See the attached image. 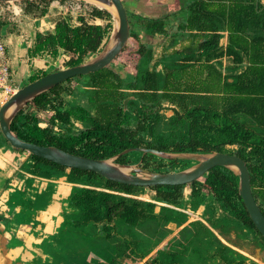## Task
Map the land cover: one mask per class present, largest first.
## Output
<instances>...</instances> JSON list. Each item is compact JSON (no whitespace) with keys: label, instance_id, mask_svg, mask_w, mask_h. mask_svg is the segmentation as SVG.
Returning <instances> with one entry per match:
<instances>
[{"label":"trees","instance_id":"1","mask_svg":"<svg viewBox=\"0 0 264 264\" xmlns=\"http://www.w3.org/2000/svg\"><path fill=\"white\" fill-rule=\"evenodd\" d=\"M53 1L66 5L70 0L0 2V31L17 17L15 3L23 5L22 13L42 18ZM179 1L182 11L165 18H142L127 10L131 33L120 56H132L135 74L122 77L107 67L71 78L28 104L15 118L12 132L26 142L92 159H108L129 148L234 154L246 161L253 194L264 213V6L260 0ZM78 2L84 7L77 17L67 12L56 20L53 32L37 34L31 56L48 54L57 60L64 52L66 67H72L103 50L113 31L111 13ZM174 17L182 21L180 30L190 34L191 43L182 51L155 59L153 48L141 43L135 22L149 36H167L166 20ZM96 20L106 24H96ZM226 32L229 42L224 46ZM225 59L233 66L225 69ZM45 75H35L31 82ZM73 83L82 87L79 92L87 97L86 104L64 103V94L78 92L70 86ZM165 105L174 113L169 119L162 114ZM46 112L52 116L43 124ZM134 155L141 156L143 168L156 172L180 171L194 163L137 151L118 162L137 164L129 160ZM29 157L31 174L67 176L70 183L83 185L72 190L70 206L75 212L66 216L64 228L54 238L57 246L46 247L53 259L46 264H91L90 255L97 257L96 264H119L125 258L139 263L171 236L168 224L181 227L188 221L187 214L175 208L124 195L140 196L147 188ZM151 158L157 159L156 169L149 167ZM238 185L239 178L219 166L189 185L149 188L155 193L154 200L177 208L190 203L195 210L206 204L209 226L199 220L190 222L145 264H246L248 258L213 231L246 230L243 237L254 235L264 248V237L252 222ZM187 188L191 190L188 200Z\"/></svg>","mask_w":264,"mask_h":264},{"label":"crops","instance_id":"2","mask_svg":"<svg viewBox=\"0 0 264 264\" xmlns=\"http://www.w3.org/2000/svg\"><path fill=\"white\" fill-rule=\"evenodd\" d=\"M158 1L123 0L124 5L128 2L129 10L126 9L129 12L142 18H165L171 14H178L181 10L179 0ZM260 1L264 6V0ZM64 7L60 1H53L48 14L42 18L18 11L17 17L1 28V37L6 45V57L10 65V84L15 88L25 86L34 74L39 75L37 73L44 72L43 69L53 65L50 55L32 57L31 50L35 46L37 34L46 35L54 31L56 20L67 14ZM132 7L139 8L142 12H137L135 9L132 12ZM145 11H158L160 14L145 15L143 14ZM166 21L169 22L170 33L167 36L160 34L149 36L142 30L141 24L135 22V31L139 33L141 43L153 48L155 59L182 51L191 43L190 34L180 30L179 26L182 24L180 18L174 17L173 20ZM228 42L226 32L221 44L225 46ZM223 64L225 69L233 66L232 61L227 59L223 61ZM246 67L247 64L239 72L245 70ZM161 68L162 65L158 69ZM46 73L50 72L47 70ZM130 73L134 74L135 71ZM5 100L4 90L0 83V107ZM29 156L28 152H21L11 147L0 130V264H46L50 261L51 258L46 252V243L49 245L51 239L58 234L64 222L63 213L67 206L66 200L75 186L68 181L67 177H53L49 180L31 174ZM52 183L55 185L52 195L48 194L46 197L42 195L43 197L37 199L38 195L48 191ZM190 192L191 190L186 189L185 197L190 195ZM154 194V192H146L141 198L151 200ZM201 216H192L190 220L191 222L201 220L207 224ZM169 228L172 236H176L184 226L177 227L176 224H172ZM213 231L224 244L247 257L246 264H264V248L254 235L247 234L248 237L244 238L246 230L236 232L219 228ZM254 241H256L255 246L251 244ZM44 243L45 247H43ZM164 245L166 242L162 247ZM145 260L141 264H144ZM122 261L119 264H134L129 260L123 259Z\"/></svg>","mask_w":264,"mask_h":264},{"label":"water","instance_id":"3","mask_svg":"<svg viewBox=\"0 0 264 264\" xmlns=\"http://www.w3.org/2000/svg\"><path fill=\"white\" fill-rule=\"evenodd\" d=\"M22 0H0L15 2ZM93 3L100 9L111 13L116 21L109 41L103 50L92 60L72 67H65L29 82L7 98L0 107V130L11 147L39 156L70 169H81L95 172L109 181L136 187L151 188L159 185H189L203 179L213 168L225 167L239 178V194L249 216L259 233L264 237V213L255 199L252 190L251 173L244 159L234 154L222 152L210 153H175L151 148H129L108 159H92L76 155L55 146H41L26 142L12 132V124L18 114L40 95L67 80L86 76L111 66L122 54L128 44L131 26L123 0H81ZM129 99L125 100V109ZM151 154L165 160L195 162L193 165L175 172H156L138 164H122L118 159L131 152Z\"/></svg>","mask_w":264,"mask_h":264},{"label":"flooded vegetation","instance_id":"4","mask_svg":"<svg viewBox=\"0 0 264 264\" xmlns=\"http://www.w3.org/2000/svg\"><path fill=\"white\" fill-rule=\"evenodd\" d=\"M74 5H77L78 7H79V11H82V8L84 7V5H82L81 3H79V2H77V1H69L66 5H64L65 7V10H66V13L68 12H73V15L75 16V17H77V13H78V11L77 12H74L73 11V7H74ZM127 10V9H126ZM82 15H85V13L83 12L82 13ZM95 22V21H94ZM48 34V33H47ZM32 57H34V56H32ZM37 57V56H36ZM65 57V60L67 61L68 60V57L64 54V52H61V54H60V56L57 58V60H54L52 57V60H53V63H57V61H59V60H62L63 58ZM52 66H50L49 68H51ZM110 67V66H109ZM41 71V70H40ZM43 71L44 72H40V73H37V74H39V75H41V74H43V73H45V74H47L46 73V71H47V69H43ZM133 71H135L134 69H133ZM136 72V71H135ZM127 74H129V73H127ZM131 74V73H130ZM135 74V73H134ZM36 74H34L32 77H31V80H32V78L35 76ZM31 82V81H30ZM165 117H168L167 115H164ZM141 162V167H142V160L140 161ZM139 162V163H140ZM195 163V162H194ZM194 163H192V165L194 164ZM69 170H70V168H69ZM69 170H67V174L69 173L68 171ZM35 176H37V175H35ZM38 177H40V176H38ZM63 177H67V176H63ZM42 178H46V179H49V180H52L51 178H47V177H42ZM68 179V178H67ZM73 184H75V183H73ZM55 185H54V183H52V184H50V186L48 187V191H46V192H43L41 195H38L37 197V199H40L41 197H43L42 195H44V197H46L48 194L49 195H52V191H53V187H54ZM75 186H79V187H83V185H80V184H75ZM75 186H73V188L75 187ZM98 189H100V188H98ZM73 190V189H72ZM101 190H105V191H109V190H106V189H101ZM146 192H154V191H152V190H150L149 188H147L146 190H145V192L142 194V195H140V196H131V195H127V194H124L125 196H128V197H135V198H137V199H140V200H143V201H148V202H154V203H156L158 206H164V205H166V206H168V207H171V208H175V209H177L178 211H181V212H183V213H185V214H187V217H188V221L184 224V225H182V226H186L187 224H189L190 222H191V217L192 216H200V215H202L201 217L203 218V220H205V222H206V218H207V214H206V210H207V205L206 204H203V205H200L198 208H196L195 210H193L192 208H191V205H190V203H188L187 204V206L183 209V208H177V207H174V206H171V205H167V204H165V203H162V202H158V201H156V200H154V198H155V194H154V198H152L151 200H147L146 198L145 199H143V198H141L142 196L144 197V195L146 194ZM71 194H72V192H71ZM71 194H70V196H69V198L66 200V203H67V206H66V208H64V213H63V216H64V222L62 223V225H61V227H60V230H59V232H58V234L60 233V231H61V229L62 228H64V225H65V220H66V216L68 215V214H72V213H74L75 211L72 209V207L70 206V197H71ZM188 196V198H186ZM186 197H185V199L186 200H188L189 199V196L190 195H187ZM39 204V203H38ZM38 206V205H37ZM159 210V208H157V211ZM200 213H202V214H200ZM195 221H198V220H195ZM199 221H201V220H199ZM193 222V221H192ZM203 222V221H202ZM174 225L175 223H170V224H168L167 226H166V228L167 229H169V230H171L169 227H170V225ZM206 225H208L209 226V224L207 223ZM178 227V226H177ZM58 234H56L52 239H51V243H49V245L46 243V245L47 246H49V247H53V248H55L56 246H57V244H56V242H54V238L56 237V236H58ZM173 237H175V236H172V234H171V236L170 237H168L167 239H166V241H164L159 247H157L150 255H148L146 258H147V260L155 253V252H157L158 250H160V249H163V247L165 246H163L162 247V245L166 242V244L168 243V241L171 239V238H173ZM252 245H254L255 246V244H256V241H254V243H251ZM43 247H45V243L43 244ZM49 256H50V261H47V262H52L53 261V259H52V256L49 254ZM149 257V258H148ZM145 258V259H146ZM95 259H97V257L95 256V255H90V257H89V262L91 263V264H96V262H94L93 260H95ZM144 259V260H145ZM125 260H129V259H126L125 258ZM144 260H142L141 262H139V263H134V264H141ZM147 260H145V262H144V264L146 263V261ZM129 261H131V260H129ZM121 262H123V261H121ZM133 262V261H132Z\"/></svg>","mask_w":264,"mask_h":264},{"label":"rangeland","instance_id":"5","mask_svg":"<svg viewBox=\"0 0 264 264\" xmlns=\"http://www.w3.org/2000/svg\"><path fill=\"white\" fill-rule=\"evenodd\" d=\"M126 1H128V0H126ZM147 1H150V0H147ZM152 1H155V2H159L158 0H152ZM62 4L64 3V2H61ZM128 2H126L125 3V7L126 8H128V10H129V6H128V4H127ZM23 5L21 4H19V3H15V11H16V13L18 14V11L21 9V7H22ZM87 6H88V9H91L93 6H96L95 4H93V3H87ZM5 8H8V6L7 7H5ZM100 8V7H99ZM131 9V8H130ZM133 9H135L137 12L139 11L140 13L142 12V11H140L139 10V8H135V7H132V12H134L135 10H133ZM180 11H182V10H180ZM22 14V13H21ZM143 14H145V15H148V14H157V15H159L160 14V12H158V11H155V12H144ZM9 15H11V13H9ZM75 17V16H74ZM89 18V17H88ZM95 23L96 24H106V22H101V21H98V20H96L95 21ZM115 23H116V21L114 20V18H113V25H115ZM130 47L132 46V45H129ZM98 55V54H97ZM97 55H94V56H90L89 58H87V60H86V62H88V61H90V60H92V59H94ZM132 57V56H131ZM130 56H128L126 53H125V55H122V56H120L111 66H110V68L111 69H113L114 71H116L117 73H119L122 77H125L126 75H127V73H130V72H132L133 71V69H134V66H135V64H136V62H135V60L134 59H132ZM66 65H67V62H66V60H65V57L62 59V60H59V61H57V63H53V65H51L52 67L51 68H47V70L49 71V72H51V71H54V70H56V69H63V68H65L66 67ZM11 77V76H10ZM31 80H28V82H30ZM70 86H74V87H77V83H73L72 85H70ZM76 90H78V92L75 94V96H70V95H68V94H64V98H63V100L65 101L64 103H68V102H79L80 104H86L87 103V97L86 96H82V94H81V91L79 92V90H82V87L80 88V86H78L77 87V89ZM166 107H165V109L162 111V114H164V115H167L168 117H166L167 119H169L171 116H173V111H172V107L171 106H169V105H165ZM43 117H42V122H43V124L44 123H47V121H49L50 120V117L52 116V112H46V113H43ZM75 125L77 126V128L78 127H80V128H82L81 126V124L80 123H78V122H75ZM141 159V156L140 155H134L133 157H131L129 160L130 161H133V162H135V163H137L138 164V162H140L139 160ZM149 167L151 168V169H156V167H158V165H157V159H150V162H149ZM186 165V163L185 164H182L181 165V167H183V166H185ZM142 166H143V163H142ZM187 190L188 191H190V189L189 188H187Z\"/></svg>","mask_w":264,"mask_h":264},{"label":"built area","instance_id":"6","mask_svg":"<svg viewBox=\"0 0 264 264\" xmlns=\"http://www.w3.org/2000/svg\"><path fill=\"white\" fill-rule=\"evenodd\" d=\"M73 1H81V0H73ZM82 2V1H81ZM84 2V1H83ZM79 7L74 5L73 11H79ZM6 45L1 37L0 31V83L2 84L5 98H9L13 95L18 89L10 84V65L6 57Z\"/></svg>","mask_w":264,"mask_h":264}]
</instances>
